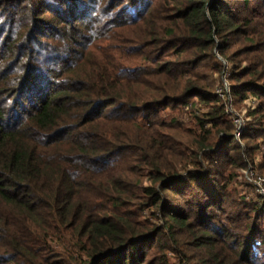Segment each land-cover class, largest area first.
I'll return each instance as SVG.
<instances>
[{"label":"trees","instance_id":"16d2710c","mask_svg":"<svg viewBox=\"0 0 264 264\" xmlns=\"http://www.w3.org/2000/svg\"><path fill=\"white\" fill-rule=\"evenodd\" d=\"M242 170L264 176V0H0V264H264Z\"/></svg>","mask_w":264,"mask_h":264},{"label":"rangeland","instance_id":"374dc122","mask_svg":"<svg viewBox=\"0 0 264 264\" xmlns=\"http://www.w3.org/2000/svg\"><path fill=\"white\" fill-rule=\"evenodd\" d=\"M227 73H225L223 76H222V78L220 79V76H215L214 78L216 79V80H218L219 79V81H217L218 82V84H217V86L215 87V92H217V90L220 88V87H222L223 85H224V83H228L229 85H230V87H231V82H230V78H231V74H230V71L228 70V71H226ZM206 73V76H210V75H212L213 73H212V71L211 70H209V71H206L205 72ZM214 75V74H213ZM226 101H227V104H228V107H229V109L231 110H235L236 112H238V113H242L243 111H246V113H247V106H244V104H241V105H238V104H236V103H234V101L232 100H230L229 98H226L225 99ZM252 104H255V106H256V103L254 102V101H252ZM191 107L189 106V109H186V111H188V112H190L191 114H193V115H199V116H202V115H204L205 114V112H207L208 111V109H207V107H205L204 105H202V104H197V101H193V102H191ZM189 113V114H190ZM174 115V117H177L178 115L176 114H173ZM247 115H249V113L247 114ZM191 116V115H190ZM183 118V121H187V126L188 127H192L191 126V123L187 120V118L189 119V117L187 116V118L186 117H182ZM230 118V117H229ZM231 119V118H230ZM229 120V119H228ZM250 120V119H249ZM192 124H193V127L196 125H194V123L192 122ZM258 163H260V160H258ZM240 172V171H239ZM240 173H243L244 175H245V173L243 172V170L240 172ZM250 173H253V175L255 174V175H257V176H255L254 175V179L252 178L251 180H250V177L249 178H246V176H245V180L247 181V183L249 184V187L247 188L249 191H250V193H252V192H256L257 190H256V187L258 186V183H256V181H257V177H262V178H264V176H262V175H260L259 173L260 172H256V171H252V172H250ZM235 188H236V186H235ZM237 189V188H236ZM242 189H244V188H242ZM159 223H161L162 224V221H159ZM169 256H170V262H171V264H179L178 263V260L176 259V257L174 256V255H172V254H169Z\"/></svg>","mask_w":264,"mask_h":264},{"label":"built area","instance_id":"2783aa9c","mask_svg":"<svg viewBox=\"0 0 264 264\" xmlns=\"http://www.w3.org/2000/svg\"><path fill=\"white\" fill-rule=\"evenodd\" d=\"M230 93H231V87L228 83H224V85L220 87L216 92V94L221 99V102L226 104L227 106V113L230 116L232 124L234 126L235 137L239 140L246 131L247 122L249 118L247 117L246 111H243L242 113H238L235 110L229 109L227 101L225 99L229 98L232 101ZM243 172L245 173L246 178L250 177V180L252 178L254 179L255 174L253 175V173H250L252 171L243 170ZM256 183H258V186L256 187L257 191L255 193L264 196V178L257 177Z\"/></svg>","mask_w":264,"mask_h":264}]
</instances>
